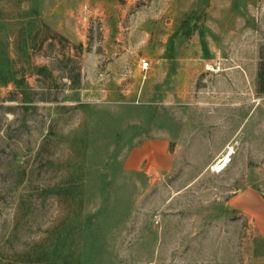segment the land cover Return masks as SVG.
<instances>
[{
	"label": "rangeland",
	"instance_id": "1",
	"mask_svg": "<svg viewBox=\"0 0 264 264\" xmlns=\"http://www.w3.org/2000/svg\"><path fill=\"white\" fill-rule=\"evenodd\" d=\"M261 62L264 0H0V264H264Z\"/></svg>",
	"mask_w": 264,
	"mask_h": 264
},
{
	"label": "trees",
	"instance_id": "2",
	"mask_svg": "<svg viewBox=\"0 0 264 264\" xmlns=\"http://www.w3.org/2000/svg\"><path fill=\"white\" fill-rule=\"evenodd\" d=\"M46 71V67H39L38 68V73L42 74ZM7 73L11 74V71L8 70L6 71ZM11 77L9 78H4L2 81L3 85L8 86L10 84H13L15 86V89L17 92H19L21 95H23V100L24 102H30L31 98V92L27 84L23 81L22 78H17V75H10ZM258 79H259V84L261 86V91L264 92V62H261L259 65V70H258ZM78 82L74 80L71 84L72 87L77 85ZM42 247V246H41ZM43 249L38 255H41L42 257H36L35 259L33 258V262L25 263V264H56L55 262L50 261V253H49V247L48 244H45L43 246ZM78 264V263H77Z\"/></svg>",
	"mask_w": 264,
	"mask_h": 264
},
{
	"label": "built area",
	"instance_id": "3",
	"mask_svg": "<svg viewBox=\"0 0 264 264\" xmlns=\"http://www.w3.org/2000/svg\"><path fill=\"white\" fill-rule=\"evenodd\" d=\"M139 65L143 71H146L150 68V62L147 59H141ZM220 69L221 67L219 64H216V65L206 64L205 65V71L208 73H211V72L218 73Z\"/></svg>",
	"mask_w": 264,
	"mask_h": 264
},
{
	"label": "bare ground",
	"instance_id": "4",
	"mask_svg": "<svg viewBox=\"0 0 264 264\" xmlns=\"http://www.w3.org/2000/svg\"><path fill=\"white\" fill-rule=\"evenodd\" d=\"M229 160H230V157H229V155H226L221 161H220V163H222V164H227L228 162H229ZM219 163V164H220ZM218 166L219 165H217V167L215 168V169H217L218 168ZM214 168V167H213Z\"/></svg>",
	"mask_w": 264,
	"mask_h": 264
},
{
	"label": "crops",
	"instance_id": "5",
	"mask_svg": "<svg viewBox=\"0 0 264 264\" xmlns=\"http://www.w3.org/2000/svg\"><path fill=\"white\" fill-rule=\"evenodd\" d=\"M250 191H251V190H250ZM248 195H250V197H251L253 200H255V202H257L258 198H257V196H256L255 193H253V192H249ZM262 233H263V232H262Z\"/></svg>",
	"mask_w": 264,
	"mask_h": 264
}]
</instances>
